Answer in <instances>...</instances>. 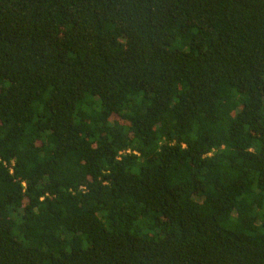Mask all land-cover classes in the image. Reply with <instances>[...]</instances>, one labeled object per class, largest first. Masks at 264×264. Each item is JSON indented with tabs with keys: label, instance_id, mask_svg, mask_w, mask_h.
I'll return each instance as SVG.
<instances>
[{
	"label": "trees",
	"instance_id": "16d2710c",
	"mask_svg": "<svg viewBox=\"0 0 264 264\" xmlns=\"http://www.w3.org/2000/svg\"><path fill=\"white\" fill-rule=\"evenodd\" d=\"M0 264H264V0H0Z\"/></svg>",
	"mask_w": 264,
	"mask_h": 264
},
{
	"label": "built area",
	"instance_id": "2783aa9c",
	"mask_svg": "<svg viewBox=\"0 0 264 264\" xmlns=\"http://www.w3.org/2000/svg\"><path fill=\"white\" fill-rule=\"evenodd\" d=\"M127 152H131V150H127Z\"/></svg>",
	"mask_w": 264,
	"mask_h": 264
}]
</instances>
